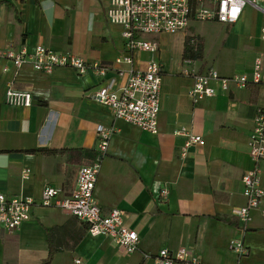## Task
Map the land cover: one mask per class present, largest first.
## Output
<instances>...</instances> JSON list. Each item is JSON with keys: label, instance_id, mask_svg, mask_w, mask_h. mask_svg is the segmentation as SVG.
Returning a JSON list of instances; mask_svg holds the SVG:
<instances>
[{"label": "crops", "instance_id": "0c3cea01", "mask_svg": "<svg viewBox=\"0 0 264 264\" xmlns=\"http://www.w3.org/2000/svg\"><path fill=\"white\" fill-rule=\"evenodd\" d=\"M110 1L0 0V51L31 52L43 46L114 70L102 82L92 73L78 75L66 68L50 75L29 67L16 75L12 69L4 74L0 64V194L35 202L30 219L18 230L8 232L0 225V264H40L48 255L49 229H54L50 244L58 250L51 264H153L147 256L180 249L202 264H264V197L248 224L235 215L245 204L241 177L252 167L248 144L255 111L264 104V86L231 88L192 103V79L182 75L186 60L199 73L213 69L224 78L250 75L256 59L264 64V0L245 6L234 24L192 23L185 33L174 34L181 38L175 55L162 47L168 34L148 37L158 43L157 53L133 55L135 70L144 71L152 60L162 67L156 135L114 120L105 106L90 98L109 80H114L115 90L121 87L125 77L115 70L129 69L115 65L123 41L121 27L107 18ZM197 24L219 25L224 37H236L255 57L215 59L210 65L203 51L201 58L188 57L192 51L185 56L190 41L200 40ZM9 82L32 96L31 107L5 104ZM98 127H115L117 132L101 163L95 199L105 213L119 210L126 227L138 234L134 254L119 250L109 238L90 237L86 225L67 212L39 206L46 186L58 191L57 199L73 192L78 169L97 158ZM183 127L205 145L190 148L181 159L186 139L175 133ZM24 170L30 171L27 180L22 179ZM261 171L264 191V161ZM235 240L247 249L241 259L230 250Z\"/></svg>", "mask_w": 264, "mask_h": 264}, {"label": "built area", "instance_id": "2783aa9c", "mask_svg": "<svg viewBox=\"0 0 264 264\" xmlns=\"http://www.w3.org/2000/svg\"><path fill=\"white\" fill-rule=\"evenodd\" d=\"M251 3L253 0H111L107 9V18L110 23L121 27L123 41L122 54L115 60V65H126L129 69L115 70L118 77H125V83L121 87L115 90L114 80H109L106 85L99 86L90 98L105 106L114 120L123 121L143 132L156 135L162 67L152 60L147 63L144 71L135 70L133 55L145 52L157 53L158 43L149 40L148 37L185 33L192 23L234 24L239 20L243 8ZM260 38L264 42V28ZM196 43L194 39L190 41V45H194L195 49ZM192 63L190 60L184 61L182 69V75L192 79V86L188 91L192 103L225 94L231 88L241 90L250 86H264V64L261 59L255 60L250 75H234L229 78L221 77L213 69L199 73L191 68ZM0 64H3L4 74L12 69L16 75L24 67H29L36 73L50 75L56 69L66 68L78 75L92 73L102 82L108 72L114 71L112 67L87 63L72 54L57 53L43 46H37L31 52L25 48L18 51L7 48L0 51ZM13 87L14 82L7 84L5 104L12 107H31L32 96ZM116 132L115 127H98L95 149L97 158L93 164L78 169L73 192L68 197L57 199L58 191L46 186L43 188L39 206L58 208L67 212L86 225L90 237L109 238L119 250L126 254H134L138 251V234L126 227L119 210L103 212L94 195L102 160L106 155L109 141ZM175 134L186 139L180 149L181 159L187 156L190 148L205 145L203 138L192 134L184 127ZM248 145L252 167L241 177L245 204L235 213L243 225L250 222L251 213L260 208L264 197L261 184V163L264 161V104L255 111ZM29 175L30 171L24 170L22 179L27 180ZM161 197H166V191L161 192ZM34 205L35 202L30 198L0 194V225L8 232L18 230L30 219ZM230 250L238 259L247 255L246 247L239 240L231 242ZM146 258H150L153 264H202L197 257L191 256L184 249L161 250L157 255ZM74 263L81 264L78 260Z\"/></svg>", "mask_w": 264, "mask_h": 264}, {"label": "rangeland", "instance_id": "374dc122", "mask_svg": "<svg viewBox=\"0 0 264 264\" xmlns=\"http://www.w3.org/2000/svg\"><path fill=\"white\" fill-rule=\"evenodd\" d=\"M195 32L200 36V40L196 45L195 51L198 50L202 57V51L205 59L211 65L213 60L229 61L234 57L243 58L246 55L249 59H253L256 54L252 48L242 47V43L236 37L228 39L224 37L220 26L215 24H197ZM190 41V40H189ZM201 42V43H200ZM200 43V44H199ZM181 45L180 35H166L162 38V47L165 51L172 52L175 55L179 51ZM194 48V45H191Z\"/></svg>", "mask_w": 264, "mask_h": 264}, {"label": "trees", "instance_id": "16d2710c", "mask_svg": "<svg viewBox=\"0 0 264 264\" xmlns=\"http://www.w3.org/2000/svg\"><path fill=\"white\" fill-rule=\"evenodd\" d=\"M189 47V46H188ZM190 50H186L185 51V56H186V53L189 52V51H192L193 53L191 55H189L188 57H193V55H196L197 58H201V55L199 54V52H197L198 50H193L194 48L192 47H189ZM53 231L54 229H49L46 231V233L48 234V240H49V251H48V255L46 257V259H44L40 264H51L55 254L58 252V250L55 248V247H52L51 244H50V236L53 234Z\"/></svg>", "mask_w": 264, "mask_h": 264}]
</instances>
